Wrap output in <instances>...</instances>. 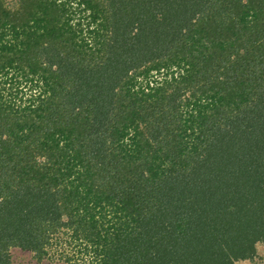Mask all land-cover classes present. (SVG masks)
Segmentation results:
<instances>
[{
	"label": "trees",
	"instance_id": "1",
	"mask_svg": "<svg viewBox=\"0 0 264 264\" xmlns=\"http://www.w3.org/2000/svg\"><path fill=\"white\" fill-rule=\"evenodd\" d=\"M62 230L90 264L258 254L264 0H0V264Z\"/></svg>",
	"mask_w": 264,
	"mask_h": 264
},
{
	"label": "rangeland",
	"instance_id": "2",
	"mask_svg": "<svg viewBox=\"0 0 264 264\" xmlns=\"http://www.w3.org/2000/svg\"><path fill=\"white\" fill-rule=\"evenodd\" d=\"M62 230L57 234L59 237L58 243L52 245L49 248L48 259L43 262H39L36 258H33V254L30 251H24L21 248H13L11 251L12 264H90L92 261V255L84 254L83 251L79 252V246L77 242L71 243V233ZM258 254L252 259H245L236 262L235 264H264V243L257 244ZM71 257V260H68ZM85 262V263H84Z\"/></svg>",
	"mask_w": 264,
	"mask_h": 264
}]
</instances>
